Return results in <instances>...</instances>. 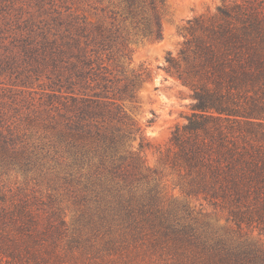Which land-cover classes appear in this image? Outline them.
Returning <instances> with one entry per match:
<instances>
[{"label": "trees", "instance_id": "trees-1", "mask_svg": "<svg viewBox=\"0 0 264 264\" xmlns=\"http://www.w3.org/2000/svg\"><path fill=\"white\" fill-rule=\"evenodd\" d=\"M15 1L0 0V264H70L74 248L139 240L171 264H264L249 234H264V0L189 19L166 57L191 98L160 158L183 198L147 163L131 114L150 74L128 68V40L162 37L164 0H36L22 22Z\"/></svg>", "mask_w": 264, "mask_h": 264}, {"label": "rangeland", "instance_id": "rangeland-1", "mask_svg": "<svg viewBox=\"0 0 264 264\" xmlns=\"http://www.w3.org/2000/svg\"><path fill=\"white\" fill-rule=\"evenodd\" d=\"M58 3V0H53ZM228 0H164V11L161 17L162 37L160 39H129L130 61L128 68L135 71L147 69L150 77L139 88V102L131 114L142 129V133L151 140V147L144 149L147 163L162 170V180L166 190L174 196L183 198L179 188L173 186L175 174L168 166L161 163L168 148V139L172 127L182 123L186 114L190 113V90L175 77L166 72V57L176 56L184 40V26L189 19L200 16L215 15L217 8ZM69 3V0H67ZM36 0H16L11 8V15L21 7L20 20L27 19L31 13H36ZM87 8V6H85ZM89 9V13H93ZM88 13V12H86ZM10 15V16H11ZM5 17V18H4ZM7 14L0 17V27L7 26ZM17 29H15L16 31ZM9 32H7L8 34ZM0 49L5 53L9 38L3 41ZM8 51V50H7ZM153 121L147 124L148 119ZM138 138L132 143L136 145ZM30 184L28 189H30ZM188 202L195 210L206 212V219L218 229H234L235 225L226 219V212L219 207H213L201 197H188ZM67 219L70 211L67 210ZM243 230H246L244 228ZM253 237L264 242V234H258L254 229ZM142 243V244H140ZM89 251L75 249L65 257L70 264H171L169 256L159 249L148 248L141 240L136 243L124 242L116 250H105L99 245Z\"/></svg>", "mask_w": 264, "mask_h": 264}]
</instances>
